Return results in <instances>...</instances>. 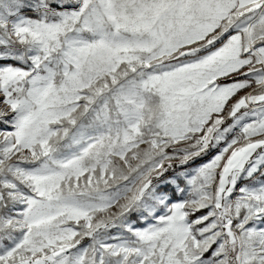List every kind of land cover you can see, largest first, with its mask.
<instances>
[{"label": "snow or ice", "instance_id": "6c2138e0", "mask_svg": "<svg viewBox=\"0 0 264 264\" xmlns=\"http://www.w3.org/2000/svg\"><path fill=\"white\" fill-rule=\"evenodd\" d=\"M0 264H264V0H0Z\"/></svg>", "mask_w": 264, "mask_h": 264}]
</instances>
